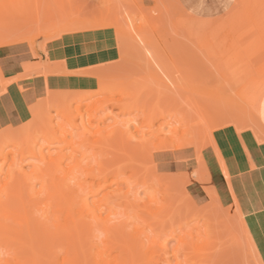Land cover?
Returning a JSON list of instances; mask_svg holds the SVG:
<instances>
[{
	"label": "bare ground",
	"instance_id": "6f19581e",
	"mask_svg": "<svg viewBox=\"0 0 264 264\" xmlns=\"http://www.w3.org/2000/svg\"><path fill=\"white\" fill-rule=\"evenodd\" d=\"M127 3L0 0V264H160L168 262L160 255L170 251L168 240L177 243L172 250L177 264H225L230 247L239 250L244 243L260 264L249 230L260 228L258 197L247 193L238 158L228 159L213 136L220 110L224 118L238 106L235 118L225 116L234 124L237 117L249 115L244 108L255 102L245 99L237 88H232V97L227 94L230 84L223 83L228 80L221 75L231 69L221 74L222 65L214 68L227 99L217 90L202 96L196 87L182 88L180 83L160 78L159 70L150 72L161 83L158 92L116 79L122 52L143 48L152 67L147 49L156 44L154 40L158 46L164 41L159 26L150 25V17L161 12L155 5L148 12L150 17L140 11L143 26L123 27V20L134 22L130 13L124 15ZM24 18L27 22H22ZM242 20L250 28L247 12ZM236 26H228L233 37L214 39L215 45L229 46L240 39L242 35H235ZM47 27L52 29L48 33L20 40L29 31L50 29ZM103 33L110 43L105 53L114 56L110 62L101 59L97 47L92 48L102 46L96 41H102ZM42 37H51V42L39 46L37 40ZM88 39L93 45L86 46ZM61 49L67 51L60 53ZM161 86L168 91L162 93ZM171 86L181 88L175 89L179 93ZM165 92L183 95L181 102L187 107L181 99V106L176 105L177 98L172 96L175 105L171 106L170 99L169 104L162 103V97H168ZM189 92L192 97L185 100ZM143 95L149 96L143 99ZM260 113L257 105L252 117L247 116L255 139L264 136ZM107 116H113L112 126H94V121H106ZM128 136L136 142L132 147L133 143H125L131 139ZM245 136L251 137L248 132ZM25 165L31 168L26 170ZM179 171L183 173L176 175ZM192 194L213 202L198 207ZM215 203L217 211L228 203L231 208L219 217ZM192 220L196 225L187 229ZM235 224L244 243L241 236L237 238ZM241 248V255L247 252ZM63 251L66 256L59 259L58 253ZM247 253L240 256L242 264L252 261ZM233 259L235 264L237 258Z\"/></svg>",
	"mask_w": 264,
	"mask_h": 264
},
{
	"label": "rangeland",
	"instance_id": "374dc122",
	"mask_svg": "<svg viewBox=\"0 0 264 264\" xmlns=\"http://www.w3.org/2000/svg\"><path fill=\"white\" fill-rule=\"evenodd\" d=\"M133 1L134 2H132V0H128V3H127L128 7L126 6L127 9L124 11V15L126 13H130V17L134 19V22L128 23L125 20H123V21H121V24L123 25V27L128 28L129 24L132 26H143L144 20L141 19V17H140V11L143 10L146 13L149 12L151 14V12L153 11L154 5H155L158 9L161 10V12H160V15L158 17H154V18H151L150 17L151 15L148 13L149 17H150V25L152 27H154V25H156L155 27L159 26V28H160L159 33H160V35H162V37H164L163 38L164 41H162L159 44L160 46H158V43L156 42V40H154V38H153V40L155 41V43L157 45L152 44V46H150L151 43H150V41L148 42V46H150V47L147 49V52H149L151 54L152 61H153L152 67L155 66L154 67L155 70L151 66L149 67V64H148L149 58H148L147 53L145 52V49H143V48H139L138 50L133 49L131 51L132 54L130 51H129L130 54L127 51L125 53L122 52V54L119 55L120 58H118V63H117L118 66L117 67L120 69V72H117L115 74L116 79H120L122 81L133 82L134 84H136L135 86L138 89H140V88L142 89V87L147 86V88L149 87V89H148V91H149L150 87H151V90L156 89L161 84V83L157 84V82H155V80L152 79L151 74H150V72L156 73V71L159 70L160 73L158 76L160 78H164V79H167L168 81H174L176 83H180L181 84L180 87H182V88H183V86H185V87L187 86L189 88H195L196 87V88L200 89V91H201L200 93L202 94V96H207V94L212 95V94L217 92V93H219L221 98H224L227 94H230V93H231L230 97H232V95L234 93V90L232 88H237V91H239L240 94H242V96L245 97V99L251 100L252 102H255V103H250L248 105V107L244 108V110L247 109L246 114H247V112L249 114L247 116L252 117L257 105H258V108L260 110V102H261L262 97L264 96V0H238L235 7L231 11V14L229 13L230 15L229 14L226 15L228 18L225 16L222 19H219L216 21H207V22L206 21H196V20L190 18L181 8H179L180 9L179 10L176 7V5L178 4L177 0H173V1L172 0H133ZM154 2H155V4H154ZM50 6H52V5H50ZM177 6H179V5H177ZM245 12L248 13L249 18L251 19L250 20V22H251L250 28L247 27L246 24H244L242 22L243 21L242 20V14ZM89 14H91V13H88V15ZM21 20H23L22 22H24V21L27 22L26 18L21 19ZM235 25H237L236 27H238L239 31H240V32L239 31L236 32L235 35H238V36L242 35V37L240 39L236 40L235 43L230 44L229 46L228 45L227 46L215 45L214 39L224 38L226 35L229 38L233 37L234 34H231L230 30H228V29H230L231 26H235ZM56 27H60V26L56 25ZM251 27H252V29H251ZM47 28H50V27H47ZM51 30L52 29L50 28L48 30H43V31H29V32L23 34L22 38H20V40H28V39L34 38L40 34H44L45 32L48 33V31H51ZM157 35H158V33L156 34V36ZM103 36H104V38L105 37H107V38L104 39L102 37V39H101L102 41H98V40L96 41V43H98V42L100 43L99 46L102 45L101 47H98V46H93V47L91 46V47L94 48L95 50L98 48L96 51L99 52V50H100L99 55H101V59H104L106 62H110V60L113 59L112 57H114V56L109 55L108 53L107 54L105 53L106 51H108L107 48H109L110 43H109V41H107L109 39L108 34L104 35V33H103ZM51 37H49V38L48 37H42V38L37 40V44L39 46H43V45L47 44L49 40H50L49 42H51ZM235 37H237V36H235ZM92 42H94V41L91 39L86 40V42H85L86 46L93 45ZM235 44L238 48H235L233 46ZM95 45H97V44H95ZM106 45H107V48H106ZM103 46L105 49H103ZM66 49H68V48H66ZM101 49L104 50V52ZM66 51L61 49L59 52L64 53ZM133 52L135 54L134 56H133ZM235 52L237 55L235 54ZM221 54H222V56H221ZM131 55L133 57H130ZM206 55H207V58H206ZM110 56H111V58H110ZM128 56H129V58H128ZM223 57H226V58L224 59ZM233 57H234V59H232ZM238 57H239V59H238ZM130 58H131V60H130ZM221 60H223L224 62H222ZM135 61H136V64H135ZM122 62L124 63L123 65H121ZM220 62H221V64H219L217 66V64ZM222 63L225 64L226 67ZM230 63H232V64L230 65ZM233 63H234V65H233ZM119 65H121V66H119ZM214 65H216V68L219 67L220 65H222V66H220L219 68L224 67L223 68L224 70L222 68L219 70V72L221 74L222 73L225 74L228 71V68L231 69L228 71V73H226V75L220 74L221 76H223L222 79H224V76H226L225 78L228 80V82H227L224 79L225 82H223V83H225L226 85L230 84L229 86H226L223 84L225 89H226V87L229 88L228 91L226 90V92H229L227 94L225 92H222L223 90H220V88H223L222 86L219 88V86L222 83L220 82V79H219V77H220L219 72L217 71V69L215 70ZM233 67H235V68H233ZM226 68H227V71H226ZM233 69L235 72L239 70V72H236L237 75L235 74ZM222 70H223V72H221ZM163 72L165 74H163ZM236 79L238 81L235 82ZM27 81H28V79H27ZM205 86L207 87V89L206 88L204 89ZM147 88L145 87V89L143 88V90L145 91ZM163 88H164V90H163ZM165 88H167V87H165V86H161V88L159 87V89H162V90H160V91H162V93L167 90ZM171 88H173L172 90H174V92H176L178 89L179 90L181 89V88L172 87V86H171ZM175 89H177V90H175ZM215 90H217V91L215 92ZM182 91H181L182 92L181 94H183L185 92L184 90H182ZM151 92H153V91H151ZM157 92H158V88H157ZM174 92L172 91V93H174ZM166 93L168 94V97H165L166 100L164 97H162L163 98L162 103H166V105H167V102H168V104H169V99L171 98L170 96H172L175 99L177 98L176 102H178V104H176V105L181 106V105H179L178 99L180 100L184 94L181 97H179V95H177L179 92H176L177 94L176 93L175 94H169V92H165L164 93L165 96H167ZM222 93H224V95H221ZM173 95H175L176 97ZM145 96L146 95H143L142 98L146 99ZM148 96H146V97L148 98ZM227 96H229V95H227ZM227 96L224 99H227ZM188 97H192V94L190 92L185 95V97H184V98H186L185 100H188ZM174 98H171L173 100V102L175 101ZM184 98H183V100H184ZM259 98H261V99H260V102L258 104L257 100ZM171 99H170L171 106H172V104L175 105L174 103H172ZM228 99H229V97H228ZM203 100H204V98H203ZM181 101H182V99L180 100V103L182 104ZM208 101L210 102V100H208ZM184 102H183L182 106L183 105L185 106L186 102H185V104H184ZM211 102H210L211 104H215V102H213V100ZM208 103H206V104H208ZM212 106H211V108H212ZM186 107H187V104H186ZM214 107H215L214 110H216L217 106L214 105ZM179 108H181V107H179ZM205 108H207V106ZM211 108H208L207 110L209 113L211 112L212 113L211 115L213 116L214 115L213 113H215V112H213L212 110L210 111L209 109H211ZM234 108L233 107H232V109L230 108L231 109L230 111H232L233 113L228 112V115L230 114L231 116H233V118H235L237 116V113H239L238 106H236V107L234 106ZM182 109H184V107ZM233 109L235 112L233 111ZM216 111H218V110H216ZM222 112H223V110H222ZM222 112H221V110L218 112V114H219L218 117H220L219 119H217V118H214V119H215V121H217V120L219 121L220 119H222V120H220L222 123H219L218 121L216 123L217 124L219 123L221 125L223 124L224 128L221 126L218 127L219 124L217 125L214 122L216 124L217 128H216V126L214 127L215 131L213 133V136L215 137L216 141L219 143L220 149L224 152V154L228 155L230 157V158L228 157V159L233 160L234 159L233 156H236L238 158V162L240 163L241 169H242L243 173L246 175L247 180L245 178H244V180H246V183H247L246 184L247 191H248L247 193H249L250 195L256 194V196L258 197V203H259L258 207H259V211L262 213V214L259 213L260 214V220H259L260 221V228H258L256 230H254V229H249V230L251 232L252 237L255 240L256 248L259 252V263L261 262L260 264H264V213H263L264 212V144H263L264 143V139H263L264 136L262 138L260 137V139H255L256 134H255V132H253L251 125L248 124V123L252 124V121L249 119V117L247 118V116H245V115L239 116L235 119V123L233 124L232 118L230 120H229L230 117L227 118L228 115L224 114L225 116H227L226 118H225V116H224V118H222V115L220 116V114ZM52 113H54V112H52ZM260 116H263L262 112L260 113ZM213 117H217V115L213 116ZM121 119L122 118L120 117V120ZM124 119H126V118H124ZM227 119L229 120V123H228ZM105 120L106 121H103V122L100 121V123L98 122V120H96V121H94L93 124H94V126L99 125L100 129L102 128L101 126H103V129H106V126H112L114 124L113 116H107V118ZM157 122L160 123L162 121L159 120ZM157 122H156V125H157ZM230 123H232V124H230ZM133 128H135V126L131 125L130 130L135 131V129H133ZM166 129L168 131V128H166ZM167 131L165 130V132H167ZM246 132H248V134L251 136L249 138H252V139H249L248 137L245 136ZM136 134L139 135L138 137H141L140 133H136ZM148 135H149V137L151 136L149 133H148ZM204 136H206V135H204ZM128 138H131V139H129V141H128V139H125V141L127 140L125 143H127V142L129 143V144L127 143L126 145L130 146L133 143V145H131L130 147L134 146L136 144V142L132 141L133 137L128 136ZM130 140H131V142H130ZM208 140H206V141H208ZM24 167L26 170L31 168L30 165H25ZM182 173H183V171H179L176 175L182 174ZM245 175H244V177H245ZM116 186L117 185H114L113 188H115ZM143 196H144V193L140 192L139 197L142 198ZM192 198L194 199V201L198 207H203V206L205 207V206L210 205L211 202H213L210 199H207L203 196H199V195H195V194H192ZM208 202H209V204L206 205ZM216 204H218V203H215V209H216L215 213L219 217L223 216V214H224L223 212L225 209L227 210V209L231 208L230 204L228 203V204L222 206L223 208H225V209H222L223 211H221L219 208H218L219 210L217 211ZM218 207H219V205H218ZM221 212H222V214H221ZM232 217L234 218V221L236 223H238L237 222L238 218L236 217V215L233 214ZM233 218H231V221L233 220ZM235 218H237V219H235ZM195 222L196 221L192 220L190 223L191 225L188 226L187 229H189V227L191 228V226L192 227L195 226L196 225ZM245 222L247 223V226H248L249 223L247 221H245ZM238 224L233 225L234 227L229 226L230 229L232 227L235 229L236 232L232 228L235 233L239 232V234L237 233L238 236L234 232H231V233H233L231 235H233L234 237L236 235L237 238L239 236H241V238L243 240L244 236L240 235V232H241L240 228L237 229L239 227ZM236 226H238V227L236 228ZM237 230H239V231H237ZM245 241L243 240L242 242L244 243ZM242 242L240 241V243H242ZM176 244L177 243L175 240H168V246H169V249L171 252L169 250L167 253H165L164 251L160 252L161 258L164 259V261H168V262L161 261L162 263H160V264H177L178 263V260L175 259V257L173 256V253H172V250H173V248H175ZM237 244H236V246H237ZM229 245H230V243H229ZM238 245H240V244H238ZM244 245H245V243L243 244V247L245 248V247H247L248 244H246L245 246ZM236 246L234 245L235 248L238 247V246L237 247ZM240 248L241 247L239 246L237 249L240 250ZM242 248H241L242 252H245V251L249 252L246 248H245V250H243L244 248L243 249ZM230 250H229L230 252H227L229 257L227 256L228 259L226 258L227 259L226 261L228 263H231L230 260H232V264H234L233 262H235V260L233 258H235V259L237 258L238 262L236 261L235 264H242L241 262L243 259H241L242 257H240V256L245 255L247 252L242 253V255H241V253H240L241 251L238 252L239 250L235 249V251H234L232 247H230ZM236 251L238 254L240 253V256L237 253H235ZM233 253H235L236 256H234ZM251 253H252L251 251L249 253H247L248 256H249V254L251 255ZM58 254L61 256V257H59V259H63L66 256L65 251L58 253ZM229 254L233 255V257L230 256ZM246 258H248L247 255H246L245 259ZM253 258L254 257H252V255H251V257L249 256V260L250 261L252 260L251 263L250 262L249 263L250 264H257L256 258H254L255 260ZM240 260H241V262H239ZM179 261H181V260H179ZM227 262L225 264H227ZM243 263H245V260ZM246 263H248V262H246Z\"/></svg>",
	"mask_w": 264,
	"mask_h": 264
},
{
	"label": "crops",
	"instance_id": "0c3cea01",
	"mask_svg": "<svg viewBox=\"0 0 264 264\" xmlns=\"http://www.w3.org/2000/svg\"><path fill=\"white\" fill-rule=\"evenodd\" d=\"M238 0H177L180 8L196 21H216L228 15ZM226 14V15H225ZM264 116V96L260 102ZM264 127V126H263Z\"/></svg>",
	"mask_w": 264,
	"mask_h": 264
}]
</instances>
